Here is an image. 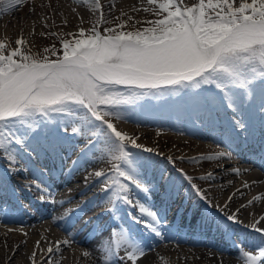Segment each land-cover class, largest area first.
Here are the masks:
<instances>
[{
    "label": "bare ground",
    "instance_id": "bare-ground-1",
    "mask_svg": "<svg viewBox=\"0 0 264 264\" xmlns=\"http://www.w3.org/2000/svg\"><path fill=\"white\" fill-rule=\"evenodd\" d=\"M44 5L47 19L41 21V33L48 36L68 33L76 39L80 38L81 30H86L85 21L92 19L87 12L89 5L98 12L99 19L123 28L146 21L148 11L145 9L155 8L144 5L142 0H44ZM32 6L37 7L36 0H24L15 5H10L8 0L0 2V43L5 39L9 51L15 49L10 39L14 33L24 40L26 49L35 41L37 25L28 22ZM184 91L188 90H183V94ZM260 100L258 96L255 104L243 108L242 115L248 121L246 130L232 126L233 113L226 108L218 111L203 104L197 106L188 97L141 101L144 108L123 111L125 118L114 122L117 130L141 145H156L160 141L166 154L188 174L199 177L212 172L217 179L211 185L215 191L209 195L215 198L214 203L229 205L225 209L229 214L243 205L237 213L239 224L211 206L191 199L185 188L187 184L183 187L172 176L175 189H170L171 194L156 188L145 194L133 187L131 199L139 206L121 199L116 202L114 211H107L110 207L105 202L108 193L101 191L98 178L89 181V186H83L84 177L75 178L69 171L73 167L71 159L76 156L71 142L61 158L41 152L33 161L32 155L16 153L20 164L15 166L0 158V264H239L245 257L235 241L251 250H263L264 113L259 112ZM197 112L202 126L193 124ZM186 146L209 152L191 157L178 155ZM132 151L139 154L140 159L163 158L156 152L134 148ZM221 152H230L231 158L218 157L216 162L221 166L212 170H206L208 164L204 162L207 161L195 159ZM5 166L24 167L27 171L9 173V167ZM226 167L227 171H219ZM72 170L79 169L75 166ZM105 172L113 173V169ZM27 175L42 181L43 185L38 188L32 181L21 180L25 185L36 187L37 192H28L18 181L17 177ZM157 180L158 177L145 183L153 185ZM120 182H124L123 178ZM45 187L50 189L47 194L40 190ZM81 187L83 189L78 191ZM202 187L208 188L209 184ZM81 198L84 201L76 208ZM61 200L71 202L61 206ZM140 206L146 211L142 212ZM149 208L157 213L156 220L147 215ZM65 209H73L71 215L62 216ZM161 224L162 238L158 234ZM111 226L118 230L123 227L130 233V240L112 241L106 234Z\"/></svg>",
    "mask_w": 264,
    "mask_h": 264
},
{
    "label": "snow or ice",
    "instance_id": "snow-or-ice-1",
    "mask_svg": "<svg viewBox=\"0 0 264 264\" xmlns=\"http://www.w3.org/2000/svg\"><path fill=\"white\" fill-rule=\"evenodd\" d=\"M23 2L8 0L10 5ZM155 2L149 0L150 4ZM158 8L157 16L166 15L150 22L154 26L128 32L108 27L104 35L94 31L89 38L64 40L62 55L55 60L23 54L19 49H12L5 56V45L0 43V158L12 166L20 164L16 153L31 157L32 153L39 156L43 152L61 158L71 147L68 134L71 128V137L79 136L84 142L80 154L94 164L105 160L110 163L113 173L88 172L82 185L89 186L93 177L98 178L101 191L108 193L107 211H114L121 199L129 205H138L131 199L133 187L145 194L154 188L171 194L175 183L171 177L165 178L168 169H161L157 183L146 184L142 176L145 165L132 149L149 153L154 150L117 130L109 117L124 119L123 111L144 108L141 101H166L174 97H188L197 106L203 104L218 111L226 108L233 113L232 126L240 130L248 128V121L242 115L244 106L255 104L258 96L261 97L259 112L264 113V0L243 2L238 7H233L229 0H223L222 4L199 0L192 7L182 4L181 0H163ZM206 9H211L215 18L207 17ZM79 35L83 37L84 31ZM23 43V39L17 41V44ZM58 51L55 47L45 49L52 55ZM183 90L188 91L181 95ZM193 124L202 126L199 112ZM92 157L96 159L91 160ZM218 157L230 159L231 153L200 155L195 159L211 162ZM165 160L187 184L191 199L240 223L237 213L243 205L229 214L225 210L229 205L214 203L215 198L209 195L215 191L211 185L217 179L212 172L194 177L177 168L172 157ZM77 161H72V168ZM14 170L27 171L24 167L7 169L9 173ZM227 170V167L219 169ZM196 180L209 187H202ZM40 190L45 194L50 192L47 187ZM70 202L61 200L60 205ZM140 207L142 212L146 211ZM72 211L65 209L62 216L67 217ZM147 215L156 220L154 212L147 211ZM161 232L162 224L158 233L162 238ZM260 255L264 257V250ZM249 259L254 261L255 257Z\"/></svg>",
    "mask_w": 264,
    "mask_h": 264
},
{
    "label": "rangeland",
    "instance_id": "rangeland-1",
    "mask_svg": "<svg viewBox=\"0 0 264 264\" xmlns=\"http://www.w3.org/2000/svg\"><path fill=\"white\" fill-rule=\"evenodd\" d=\"M160 2H163V0H156L155 3L150 4L149 0H142V3L148 4V5H153L156 11H148L147 13V20L142 22V23H138L135 25H131L130 27L127 28H123V27H115L113 26L110 22L108 21H103L101 18L99 19V14L98 12L94 11L91 6L89 5L87 12L89 14H91L92 19H88L85 21L84 23V27L86 28V30L84 31V36L80 37V38H89L90 35L93 34L94 31H99L101 33V35L105 34V29L108 27H112L115 28L117 31H124V32H128V31H135V30H141L143 31V29L145 28H149L154 26L152 23L150 22H154L157 19L163 18V15L166 14H162L160 16H157L156 12L159 11L158 8V4ZM208 0H205V3H207ZM230 3L233 4V7H238L240 4L238 2H236L235 0H229ZM181 3L184 5H187L188 7H192L193 5L199 3V0H181ZM212 3L216 4V3H223V0H212ZM36 6L31 7V13L30 16L28 17V22L31 24H35L37 25V29L35 31V41H33L31 43V47L29 49L24 48L23 44H17L18 40H21L19 38V36H17V33H14L10 39H11V45L15 48V49H19L23 54H27V55H31V56H35V57H40L43 58L44 56H48L49 60H55L57 56L62 55V41L64 40H69V41H74L76 38H74V35L65 33L62 36H48V35H43L41 33L42 29H43V25L41 23V21H43L44 19L46 20V11H45V5H44V0H36ZM217 12L220 11L219 8L216 9ZM223 15V13H221ZM206 16L207 17H214L215 18V13L211 10V9H206ZM73 19H76V17L73 15L72 16ZM71 30H78L77 27H69ZM79 35V34H78ZM80 36V35H79ZM5 45V39L2 40V42ZM52 47H55L56 49H58L59 51L56 53V55H52L50 52H45V49H51ZM24 49V50H23ZM10 51L8 50V48L5 46V50H4V55L7 56L9 55ZM14 59L19 60V57H15ZM181 95H183V93L181 92ZM260 105V104H259ZM122 108H127V106H121ZM259 108V107H258ZM110 120H112V122L114 123L116 121L115 118L109 117ZM68 134L71 138V142L74 143L73 146V150L75 152L74 157H72L71 160L73 161H77L78 156H80L79 160L77 161V168L79 170H75V172L72 170L71 172L75 174V178H78L80 176L85 177L88 172L91 171H107L108 169H110V163L107 162V160H105L104 157H100V159L105 160V162L103 163H98V164H94L92 163L90 160H88L83 154H80L81 150L84 148V142L83 140L79 137H71V128H69L68 130ZM137 143L140 144V142L136 141ZM145 148H152L154 151L158 154H160L161 157L166 158V157H171L169 155L166 154L165 152V147L162 145V143L160 141L156 142V145L153 144H146ZM170 149V148H167ZM139 150V149H138ZM31 150H29L30 152ZM142 151V150H141ZM146 152V151H145ZM209 151L203 149V148H193V149H189L188 146L184 147L180 152H178V155H184L187 157H191L194 155H199V154H205ZM41 154V153H40ZM33 156V161H36L38 156L35 153L31 154ZM26 157V155H24ZM138 159L144 163L145 167L142 169V176L145 180L147 181H152L153 179L158 177V172L161 169H168L167 172L165 173V178L171 177L174 180L180 179V184L184 183L183 179L180 177V175L176 172V170L174 168L171 167V165L169 164L168 161H163V158H149V159H140L139 154H137ZM52 159V158H50ZM96 157H92L91 160H95ZM1 161V160H0ZM206 164H208V166L206 167V170H212L214 167L216 166H221V164H218L216 161H207L204 162ZM3 165V164H2ZM201 165V163L199 164ZM177 168H181L178 167V164L176 163ZM184 168V165H182ZM202 166V165H201ZM5 167H9V166H5ZM190 167V166H188ZM187 166L185 168H188ZM205 172V171H204ZM180 177V178H179ZM95 177L92 178V180ZM17 179H19L18 181L20 183L23 184V186H25L28 190V192H37L36 187L32 186V187H27V185H25V182H22L24 180L26 181H32L34 182L35 185H39L42 186L43 183L42 181H40L39 179H35L32 176L27 175V177H17ZM22 180V181H21ZM90 180V181H92ZM197 184H200L201 186L206 185L207 183H203L200 180H196ZM78 186H81V184H79ZM76 185V187H78ZM78 204V203H77ZM27 208L29 207L28 205H26ZM127 236H123V239L121 238V240L125 241V239H127ZM120 240V241H121ZM119 240L117 242H120ZM240 247H244L243 245H241ZM239 248V247H238ZM240 249V248H239ZM243 248H241L240 253L243 257H245V255L242 253ZM245 259H247L245 257ZM245 262V263H244ZM248 260H245L243 262H240L239 264H247ZM262 263V259L257 260V262H255V264H261Z\"/></svg>",
    "mask_w": 264,
    "mask_h": 264
},
{
    "label": "trees",
    "instance_id": "trees-1",
    "mask_svg": "<svg viewBox=\"0 0 264 264\" xmlns=\"http://www.w3.org/2000/svg\"><path fill=\"white\" fill-rule=\"evenodd\" d=\"M212 18H214V17H212Z\"/></svg>",
    "mask_w": 264,
    "mask_h": 264
}]
</instances>
